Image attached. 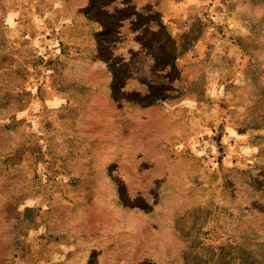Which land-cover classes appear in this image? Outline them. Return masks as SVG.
Segmentation results:
<instances>
[{"label":"rangeland","instance_id":"obj_1","mask_svg":"<svg viewBox=\"0 0 264 264\" xmlns=\"http://www.w3.org/2000/svg\"><path fill=\"white\" fill-rule=\"evenodd\" d=\"M200 1L177 63L165 31L127 62L112 25L70 45L56 0H0V264H264V0Z\"/></svg>","mask_w":264,"mask_h":264},{"label":"crops","instance_id":"obj_2","mask_svg":"<svg viewBox=\"0 0 264 264\" xmlns=\"http://www.w3.org/2000/svg\"><path fill=\"white\" fill-rule=\"evenodd\" d=\"M54 9H61V14L64 16L61 20L63 32H68L67 43L80 44L82 43V34H91L98 32L102 34L108 32L109 25L116 30V35L120 36L117 46L113 52L115 55L122 56L127 62H143L144 57H148L147 50L139 49L137 38L133 35L149 31H165L170 40L175 41V62L180 63L186 56L191 58V53H197V39L191 38V33L197 31L199 17L207 16L208 7L204 6L200 0H56ZM206 1V0H205ZM204 3V2H203ZM130 8V11L126 10ZM153 16V17H150ZM145 17L146 20L137 27L139 18ZM149 17V18H148ZM136 32V33H135ZM74 36V37H73ZM189 37V38H187ZM193 39V40H192ZM190 41V42H189ZM189 42V44H187ZM187 47L188 50H187ZM187 53H190L187 55ZM133 57V58H132ZM89 55L76 58L77 69L65 74V80H69L72 85L76 81L88 80L95 78L91 70L93 63L108 62L101 58L89 60ZM137 77L128 78L134 81ZM88 82V81H86ZM86 89H91L90 95H93L95 100L101 99L103 105H106L111 111V117H114L115 112L119 110L118 101L111 96L109 87H104L102 84H90ZM70 85V86H72ZM77 86V84H76ZM126 91H133L135 86L127 85L123 88ZM70 91V90H69ZM140 91H143L140 89ZM88 94V93H87ZM70 95V94H69ZM67 94L58 95L56 101L46 102L44 107L51 109V105H58L67 99ZM113 98V99H112ZM109 99L112 103H109ZM132 104V102H130ZM129 104V105H130ZM37 103L31 104L28 112L20 113V120H16L19 129L24 123L29 128V136L31 140H36L38 136V122L32 119L35 114ZM122 106V105H121ZM143 107V106H142ZM26 115H30L26 119ZM28 120V121H26ZM16 126V127H17Z\"/></svg>","mask_w":264,"mask_h":264},{"label":"trees","instance_id":"obj_3","mask_svg":"<svg viewBox=\"0 0 264 264\" xmlns=\"http://www.w3.org/2000/svg\"><path fill=\"white\" fill-rule=\"evenodd\" d=\"M130 102H132V103H135V102H137L138 104L145 105V103H144V102H142V101L140 102V101H135V100H134V101H131V100H130Z\"/></svg>","mask_w":264,"mask_h":264}]
</instances>
